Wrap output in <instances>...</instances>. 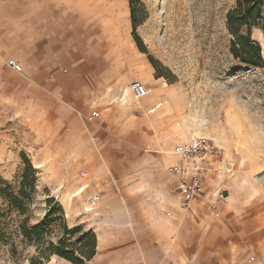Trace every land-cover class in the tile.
Returning a JSON list of instances; mask_svg holds the SVG:
<instances>
[{
    "label": "rangeland",
    "instance_id": "374dc122",
    "mask_svg": "<svg viewBox=\"0 0 264 264\" xmlns=\"http://www.w3.org/2000/svg\"><path fill=\"white\" fill-rule=\"evenodd\" d=\"M236 1L139 0L135 4L139 44L129 0L86 1L93 11L94 27L101 16L99 30L108 35L107 40L119 34L120 41L115 42L117 72L109 79H140L151 88L142 99L131 94L130 114L140 124L125 133H114L115 139L123 142L118 153L124 157L122 161L128 160L130 168L123 169L127 164L120 163L116 169L93 132L87 131L88 147L77 154L60 146L68 141V131L54 130L50 124L38 127L0 99V177L17 188L26 156L38 169L37 191L28 213L31 225L46 215L48 198L64 208L63 219L48 228L45 239L57 241L64 223L69 227L83 225L97 234L105 229L106 244L113 247L111 259L97 257L86 264H180L176 259L167 260L172 249H180V240L175 236L167 240L151 237L148 227L141 229L145 236L137 237L136 213H127L126 223L104 226L101 216L94 217L91 212L101 209L109 197H122V186L138 178L129 162L133 152L166 161L173 157L177 143L208 135L221 150L219 159L233 160L234 169L229 175L213 176L205 197L193 204L206 208L212 221L189 217L183 227L190 247L184 263L264 264V68L245 65L230 51L227 13ZM29 2L0 0V22L8 18L19 24L22 13L35 10V3ZM113 12L124 13L129 23L117 20L107 28L104 18L108 17L110 25ZM125 34L132 50L125 49L129 44ZM156 105L158 109L149 112ZM166 162L162 167L167 172ZM169 174L177 185L178 178ZM95 191L101 196L92 209L88 200ZM172 194L177 196L176 190ZM212 227L221 231L220 236L207 243L202 234ZM135 245L143 250L138 260L133 257ZM14 246L16 251L12 252ZM151 249L160 257L145 258ZM37 253L35 244L22 237L0 240V264H30ZM60 262L55 255L45 260L46 264Z\"/></svg>",
    "mask_w": 264,
    "mask_h": 264
},
{
    "label": "crops",
    "instance_id": "0c3cea01",
    "mask_svg": "<svg viewBox=\"0 0 264 264\" xmlns=\"http://www.w3.org/2000/svg\"><path fill=\"white\" fill-rule=\"evenodd\" d=\"M86 1L31 0L29 3H35V10L22 13L19 24L8 18L0 22V99L38 127L50 124L54 130L68 131L70 137L67 143L60 146L70 148L77 154L84 153L88 147L87 131L93 132L100 137L107 159L118 169L120 163L127 164L128 160L122 161L124 157L118 153V149L123 142L115 139L114 133H125L140 124L139 119L130 114L133 103L128 87L132 81L140 79H109L117 72L115 57L118 47L115 42L119 34L107 40L108 35L99 30L103 26V17L97 18L94 27L93 11ZM112 16L110 25L108 17L104 18L107 28L116 25L117 20L125 25L129 23L124 13L113 12ZM252 36L264 45L260 29L255 28ZM125 37L129 40L127 34ZM131 44L129 40L125 49L132 50ZM9 59H15L22 70L10 66ZM133 64H137L136 60ZM114 102H119L118 106L112 104ZM157 109L156 105L149 112ZM94 110L99 112L98 117H91ZM175 147L173 157L166 159L168 165H185L187 161L175 153ZM210 160L215 165L229 161H221L216 156ZM164 161L160 156L133 152L129 162L134 166L138 178L132 184L122 186V197H109L101 209L91 213L94 217L101 216L103 225L126 223L129 217L127 213H136L133 216L134 227L139 226L140 230L135 235L139 238L145 236L146 231L141 229L148 227L151 237L167 240L175 236L180 240L178 243L181 247L179 250L172 249L167 260L176 259L180 264H185L190 247L183 227L186 228L189 217L212 221L206 208L200 203L195 207L193 204L205 197L208 182L219 175L204 177L205 195L193 201L189 213H184L179 207L178 196L172 194L179 180L174 186L170 172L163 170L162 165L167 163ZM102 164L100 162V170L104 169ZM128 165H123V169L130 168ZM96 192L101 196L99 191ZM220 232L212 227L204 231L202 238L212 243ZM96 235V254L90 261L97 257L109 261L113 247L106 244L108 233L103 229ZM140 247L135 245L133 257L137 260L143 251ZM146 256L147 259L160 257L152 249ZM59 259L60 264H73L64 258Z\"/></svg>",
    "mask_w": 264,
    "mask_h": 264
},
{
    "label": "trees",
    "instance_id": "16d2710c",
    "mask_svg": "<svg viewBox=\"0 0 264 264\" xmlns=\"http://www.w3.org/2000/svg\"><path fill=\"white\" fill-rule=\"evenodd\" d=\"M138 1L129 0L134 36L139 44L135 31L138 25L135 4ZM226 25L231 34L230 51L234 58L245 65L264 68V45L252 36L255 28L260 29L264 36V0H237L227 13ZM37 181L38 169L26 156L17 188L0 177V240L22 237L28 244H35L38 253L30 258V264H46L45 260L52 255L73 264L87 263L97 249V235L93 229H85L83 225L69 227L64 223L63 233L57 241L45 239L48 228L63 219L64 208L54 198L47 199L49 208L44 218L31 225L28 213L37 191ZM15 251L14 246L12 252Z\"/></svg>",
    "mask_w": 264,
    "mask_h": 264
},
{
    "label": "built area",
    "instance_id": "2783aa9c",
    "mask_svg": "<svg viewBox=\"0 0 264 264\" xmlns=\"http://www.w3.org/2000/svg\"><path fill=\"white\" fill-rule=\"evenodd\" d=\"M9 65L20 71L22 66L15 60L9 59ZM132 95L136 99H142L149 95L151 88L141 80H134L129 85ZM97 110L92 111L91 117H98ZM175 153L187 161L185 165H168L166 169L175 175L179 184L176 193L179 198V207L182 211H188L196 199L205 195L204 177L206 175H229L233 172V160L225 164L215 165L210 158L218 157L221 150L208 135L192 137L189 141L179 143L175 147ZM86 176V172H81ZM100 200V194L94 193L89 197L90 207H94Z\"/></svg>",
    "mask_w": 264,
    "mask_h": 264
},
{
    "label": "bare ground",
    "instance_id": "6f19581e",
    "mask_svg": "<svg viewBox=\"0 0 264 264\" xmlns=\"http://www.w3.org/2000/svg\"><path fill=\"white\" fill-rule=\"evenodd\" d=\"M132 94V93H131Z\"/></svg>",
    "mask_w": 264,
    "mask_h": 264
},
{
    "label": "water",
    "instance_id": "95a60500",
    "mask_svg": "<svg viewBox=\"0 0 264 264\" xmlns=\"http://www.w3.org/2000/svg\"><path fill=\"white\" fill-rule=\"evenodd\" d=\"M262 44V43H261Z\"/></svg>",
    "mask_w": 264,
    "mask_h": 264
}]
</instances>
